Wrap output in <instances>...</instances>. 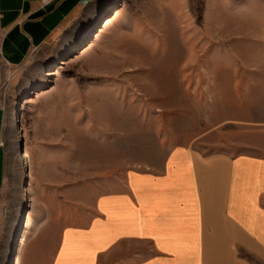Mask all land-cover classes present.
Here are the masks:
<instances>
[{
	"label": "rangeland",
	"instance_id": "374dc122",
	"mask_svg": "<svg viewBox=\"0 0 264 264\" xmlns=\"http://www.w3.org/2000/svg\"><path fill=\"white\" fill-rule=\"evenodd\" d=\"M263 28L264 0H93L4 69V128L23 98V150L5 172L0 264H50L63 225L84 223L127 170H159L172 146L242 145L252 133L235 124L264 119Z\"/></svg>",
	"mask_w": 264,
	"mask_h": 264
},
{
	"label": "crops",
	"instance_id": "0c3cea01",
	"mask_svg": "<svg viewBox=\"0 0 264 264\" xmlns=\"http://www.w3.org/2000/svg\"><path fill=\"white\" fill-rule=\"evenodd\" d=\"M92 1L0 0V91L4 69L22 64ZM259 40L264 60V28ZM2 105L0 93V247ZM235 126L252 133L242 145H175L159 170H127L120 189L93 197L84 223L59 229L50 264H264V119Z\"/></svg>",
	"mask_w": 264,
	"mask_h": 264
},
{
	"label": "water",
	"instance_id": "95a60500",
	"mask_svg": "<svg viewBox=\"0 0 264 264\" xmlns=\"http://www.w3.org/2000/svg\"><path fill=\"white\" fill-rule=\"evenodd\" d=\"M23 98H19L17 100V105L14 109V117H15V128L18 127V118H19V113H20V108H19V105L21 103ZM10 131H9V123L7 125V127L4 128V131H3V143H2V146H3V150H4V153H5V164H6V168H11V151H10ZM17 150L19 152H22V141L21 140H18L17 142V146H16ZM27 172V168L24 167V173ZM26 180H27V175H24V178H23V184H26ZM24 204V203H23ZM24 213H25V209H19V218H18V223H17V226L14 230V233H13V237H12V242H11V249L14 251V248L16 246V243L18 241V237H19V234H20V231L23 227V222H24ZM11 254V253H10ZM11 257V255H10ZM9 259V258H8Z\"/></svg>",
	"mask_w": 264,
	"mask_h": 264
},
{
	"label": "bare ground",
	"instance_id": "6f19581e",
	"mask_svg": "<svg viewBox=\"0 0 264 264\" xmlns=\"http://www.w3.org/2000/svg\"><path fill=\"white\" fill-rule=\"evenodd\" d=\"M14 123H15V117H14V108H13V109H11V111L9 113V124H10V128H11V129L9 128V131H10V138L9 139H11L13 137V141L17 142L16 141L17 136L13 135V130H14V126H15ZM9 143H10V151L13 150V151H11V158H12V160L18 161V159L20 157H19V153H18V150L16 148V145L14 146V149H13V147L11 146V141H9ZM21 157H23V156H21ZM19 160L21 161V159H19ZM26 226H27V222H25V224H24V227H26ZM11 241H12V234H10L9 240L7 241V246L5 247V260L7 258L8 248L10 247ZM12 264H19V260H18L17 255L14 256Z\"/></svg>",
	"mask_w": 264,
	"mask_h": 264
},
{
	"label": "built area",
	"instance_id": "2783aa9c",
	"mask_svg": "<svg viewBox=\"0 0 264 264\" xmlns=\"http://www.w3.org/2000/svg\"><path fill=\"white\" fill-rule=\"evenodd\" d=\"M5 84H7V81H5V83H3L2 87H3ZM2 106H3V105H2ZM3 108H4V106H3Z\"/></svg>",
	"mask_w": 264,
	"mask_h": 264
}]
</instances>
